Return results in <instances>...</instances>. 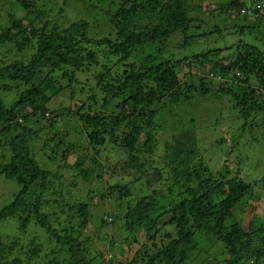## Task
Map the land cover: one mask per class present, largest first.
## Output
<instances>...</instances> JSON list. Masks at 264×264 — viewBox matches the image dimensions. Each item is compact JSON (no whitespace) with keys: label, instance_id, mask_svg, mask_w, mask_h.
I'll return each instance as SVG.
<instances>
[{"label":"trees","instance_id":"1","mask_svg":"<svg viewBox=\"0 0 264 264\" xmlns=\"http://www.w3.org/2000/svg\"><path fill=\"white\" fill-rule=\"evenodd\" d=\"M11 6V25L0 31V173L20 189L0 209V222L17 221L14 240L0 235V264H190L198 234L217 250L207 264H264V227L250 233L234 217L252 185L229 158L207 161L198 125L176 111L228 98L230 112L204 125L214 134L264 119V0ZM67 7L99 19L66 22ZM247 32L252 39L243 40ZM223 33L240 40L181 54ZM218 74L225 85L210 79ZM94 78L100 95L82 101L86 89L77 86ZM68 89L69 99L53 105ZM159 130L171 138L158 159ZM106 206L115 213L100 215ZM120 244L135 249L123 261Z\"/></svg>","mask_w":264,"mask_h":264},{"label":"rangeland","instance_id":"2","mask_svg":"<svg viewBox=\"0 0 264 264\" xmlns=\"http://www.w3.org/2000/svg\"><path fill=\"white\" fill-rule=\"evenodd\" d=\"M228 1L229 0H207V2H212L213 4H219L224 2L226 3ZM12 2L13 0H0V31H2V28L11 25L10 14H13V10L17 9L11 6ZM97 15L98 13L94 15L90 12H78L77 8L75 7H67V12L64 13V16L67 19L65 20L66 22H69L68 20L72 19L77 20L80 18H84L90 21L93 26L95 20L99 19V17H96ZM19 16L21 17L23 15L20 13ZM221 20V18H217L216 23L220 25L224 30V28H226L227 26ZM212 22L210 24H212ZM242 38L243 40L252 39V37H250V33L248 32L243 34ZM234 40L239 41L240 37L236 34H232L230 36H227V34L224 33L216 34L210 38L203 39L202 42L196 43L189 49H183L181 51V54L183 56H186L192 53L201 52L203 50L205 51L213 48H224L228 46V44H231V42ZM178 58H180V56ZM95 85L96 80L94 78V83L84 84L82 81V83L77 86V89H86L85 92L81 94L82 101L87 100L88 96L100 95L101 88L95 87ZM217 88L218 87L216 86H212L211 92L214 93ZM71 90L68 89L62 92L59 97H57L53 101V105L57 102V100L59 102H57L58 105H60L61 102L65 103L69 99ZM220 100H222L224 103H208V105L198 104V101L189 103L186 106L178 107V109L176 110L177 115L184 116L186 119L193 118V124L198 125L196 126L197 131L199 132L200 138L202 139V141L200 140L202 144L200 145V147L203 151V156L206 158L207 161L213 162V160L218 158L219 154L221 155V160L229 158V161H231V165L235 168L239 167V169L241 170L240 175L252 185V192L247 197H245L241 204H239L234 210V217L236 219L242 220L243 225H245V227L249 230L250 233H255L256 230L260 229L261 227H264V119L262 120L258 117V115H255L250 117V119L247 121L242 120L241 126L226 127V130H223V127L221 125H218L217 132L216 134H214L212 127L207 128V126L204 125H206L207 123H215L221 120L225 116V114H228L230 112L231 109L229 107L232 105V101H230L228 98H222ZM102 101V96H100L99 102L101 103ZM228 104L230 105L226 106ZM234 105L236 106V104ZM219 106L221 107V115L219 114ZM214 113L217 116H214ZM254 117L255 119H253ZM163 119H165L164 124L166 125L163 126V128L165 129L166 127H168L169 124L171 125L173 123L168 114L164 116ZM170 138L171 132L165 134L163 130H159L156 150L158 159L165 158L168 155V152L166 150V144L168 143ZM1 150L3 149L0 148V160L2 155ZM3 156L6 157V154L4 153ZM68 161L73 162V156L69 158ZM213 166H216L217 168L214 169L215 171H219L218 169L222 167V164L220 166H217L215 162ZM230 177L231 176L229 175L228 178ZM19 189L20 186L14 179L7 178L4 174L0 173V209L14 200L15 195L19 192ZM99 209L100 215L114 214L116 211L113 207L107 206L104 208L100 207ZM7 221H11L13 222V224L8 223ZM16 224L17 221L13 218L0 222V235L8 236V241L14 240L13 235L14 233H16L17 230ZM120 226L121 225H118L117 223L114 224L112 227H115L116 229L120 230ZM40 230L42 233L44 232L43 229ZM195 239L196 240L192 243V245L198 243V246L197 250L194 251L191 256L190 264H207L206 262L216 259L217 254L215 252H217V250L214 245L211 246L208 242L207 245L205 242L207 241V239L200 234H198ZM147 240V237L143 240L141 238L140 242L145 243ZM117 242L122 243L123 241ZM126 243H128V241ZM261 246V244H257V246H255V249H258ZM130 248L131 247L129 246V244H124L123 247L120 244V247L117 250V254L115 257L117 258V261H123V259L126 258L127 255L132 254L135 251V249L130 250ZM227 258L228 254L224 255V257L218 256V259L222 261L220 263H225V259Z\"/></svg>","mask_w":264,"mask_h":264},{"label":"clouds","instance_id":"3","mask_svg":"<svg viewBox=\"0 0 264 264\" xmlns=\"http://www.w3.org/2000/svg\"><path fill=\"white\" fill-rule=\"evenodd\" d=\"M197 72V74L199 75V72L198 71H196ZM203 74V73H202ZM204 75V74H203ZM210 79H215V84H217V85H225V82H226V80H225V78L224 77H222L220 74H218V75H213V76H211V78ZM216 87H219V86H216Z\"/></svg>","mask_w":264,"mask_h":264}]
</instances>
